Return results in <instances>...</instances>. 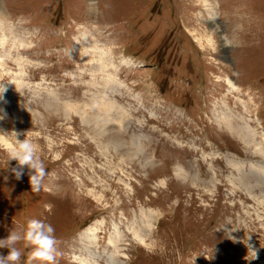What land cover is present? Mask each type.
<instances>
[{"label":"rangeland","instance_id":"1","mask_svg":"<svg viewBox=\"0 0 264 264\" xmlns=\"http://www.w3.org/2000/svg\"><path fill=\"white\" fill-rule=\"evenodd\" d=\"M0 117L47 171L33 192L0 153V239L36 218L56 264H264V0H0Z\"/></svg>","mask_w":264,"mask_h":264},{"label":"clouds","instance_id":"2","mask_svg":"<svg viewBox=\"0 0 264 264\" xmlns=\"http://www.w3.org/2000/svg\"><path fill=\"white\" fill-rule=\"evenodd\" d=\"M21 135L25 137L23 140L19 139ZM0 153H4L9 162H16V166L10 168L16 180H21L27 169L32 191L42 189L47 171L41 157V147L27 138V132L0 129ZM233 242H236L234 238ZM21 243L28 250L30 260L38 261L39 264H56L60 242L51 224L32 218L22 231H10L6 238L0 239V249L8 250L7 255L0 254V264H21L23 252L17 247Z\"/></svg>","mask_w":264,"mask_h":264},{"label":"bare ground","instance_id":"3","mask_svg":"<svg viewBox=\"0 0 264 264\" xmlns=\"http://www.w3.org/2000/svg\"><path fill=\"white\" fill-rule=\"evenodd\" d=\"M206 6H209L206 4ZM208 13L210 15V18H211V26H212V29L214 30H218L217 29V13H215V9L212 7L210 9H208ZM221 41H222V48L224 49V51H226V49L228 48V45H229V42L227 41V39L221 35ZM231 84V83H230ZM232 86V89H234V87H236L234 84H231ZM237 88V87H236ZM229 125V124H228ZM245 129H250V126L248 124L245 125ZM261 146H264V142L260 143ZM88 233H92V230H88L87 231ZM96 235L93 233V235L90 237V239L95 243V240H96ZM91 257V256H90ZM93 260H95V258H93ZM85 264H89L88 262H85ZM95 264H99L98 260L95 261ZM114 264V263H112Z\"/></svg>","mask_w":264,"mask_h":264}]
</instances>
